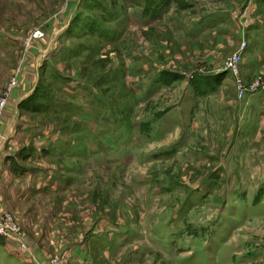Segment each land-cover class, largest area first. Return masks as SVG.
I'll use <instances>...</instances> for the list:
<instances>
[{"label": "rangeland", "instance_id": "1", "mask_svg": "<svg viewBox=\"0 0 264 264\" xmlns=\"http://www.w3.org/2000/svg\"><path fill=\"white\" fill-rule=\"evenodd\" d=\"M0 102V264H264V0H0Z\"/></svg>", "mask_w": 264, "mask_h": 264}, {"label": "built area", "instance_id": "2", "mask_svg": "<svg viewBox=\"0 0 264 264\" xmlns=\"http://www.w3.org/2000/svg\"><path fill=\"white\" fill-rule=\"evenodd\" d=\"M237 58L238 55L236 53H232L226 61V66L230 69L234 68ZM1 106L2 102H0V107ZM0 236L12 240L19 246V248L29 251L23 232L20 230L16 221L8 213H3V215L0 214ZM29 253L31 252L29 251ZM34 263L41 264L36 259L34 260ZM47 264H59V261L58 259L51 257L49 258Z\"/></svg>", "mask_w": 264, "mask_h": 264}, {"label": "crops", "instance_id": "3", "mask_svg": "<svg viewBox=\"0 0 264 264\" xmlns=\"http://www.w3.org/2000/svg\"><path fill=\"white\" fill-rule=\"evenodd\" d=\"M31 253H32L33 255L35 254L34 251H32ZM38 259H40V258H38Z\"/></svg>", "mask_w": 264, "mask_h": 264}]
</instances>
